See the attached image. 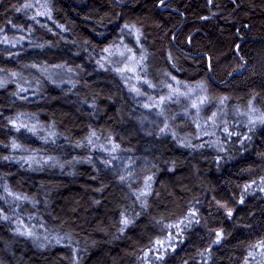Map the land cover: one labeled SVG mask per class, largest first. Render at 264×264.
Listing matches in <instances>:
<instances>
[{"label":"trees","instance_id":"1","mask_svg":"<svg viewBox=\"0 0 264 264\" xmlns=\"http://www.w3.org/2000/svg\"><path fill=\"white\" fill-rule=\"evenodd\" d=\"M120 42L264 120V0H0V264H264V125L142 127Z\"/></svg>","mask_w":264,"mask_h":264},{"label":"rangeland","instance_id":"2","mask_svg":"<svg viewBox=\"0 0 264 264\" xmlns=\"http://www.w3.org/2000/svg\"><path fill=\"white\" fill-rule=\"evenodd\" d=\"M136 45H133V49L124 42L112 46L105 51L103 63H107L108 66L116 70L129 90L142 104L144 118L142 127L161 125L164 130H171L172 134H177L173 123L179 119L192 124L191 127L195 130L197 138L205 133L217 137L218 124L225 125V132L228 131L227 127L242 126L249 128L251 126L255 128L264 125L263 115L253 107L245 109L234 107L229 110L221 100H210L207 89L202 85H181L170 77L166 78L165 75H160L159 84L154 85L148 77L147 68L144 67L145 55L141 52L142 49L139 44ZM30 74V80L12 76L11 81L25 86L22 92L33 91L34 86H30V84H33L32 78L34 76L44 77L46 80L55 83L67 84L71 81L69 71L60 67H41ZM214 127L216 130H210ZM177 135L179 136V134ZM180 138L186 139L187 137L180 136ZM98 145L95 143L91 147L109 150L103 144ZM36 239L37 243L46 240L44 235L37 236Z\"/></svg>","mask_w":264,"mask_h":264}]
</instances>
